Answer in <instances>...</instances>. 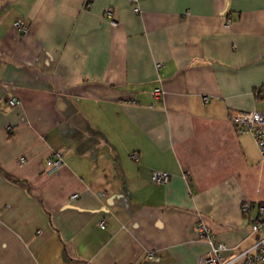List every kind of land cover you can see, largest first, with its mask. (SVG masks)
<instances>
[{
    "label": "crops",
    "instance_id": "obj_1",
    "mask_svg": "<svg viewBox=\"0 0 264 264\" xmlns=\"http://www.w3.org/2000/svg\"><path fill=\"white\" fill-rule=\"evenodd\" d=\"M138 4L0 0V264H199L201 225L228 261L264 236V158L231 120L264 110V0Z\"/></svg>",
    "mask_w": 264,
    "mask_h": 264
},
{
    "label": "built area",
    "instance_id": "obj_2",
    "mask_svg": "<svg viewBox=\"0 0 264 264\" xmlns=\"http://www.w3.org/2000/svg\"><path fill=\"white\" fill-rule=\"evenodd\" d=\"M137 7L136 12H140L138 0H135ZM91 5L88 4V7ZM105 16L110 19L113 23L115 19V13L113 9H107ZM16 28L19 29L23 34L28 33V27L24 21H18L15 24ZM163 64L157 65L158 69H161ZM258 95L264 96V86L257 91ZM154 98L160 99L163 96L162 89H156L153 92ZM8 104L12 107H16L21 102L13 95L8 97ZM231 120L239 133H251L259 147L262 157L264 158V110L255 111H233L231 114ZM8 129H11L9 127ZM133 160H138L137 154L132 155ZM19 162L23 163L24 159H19ZM64 166L63 153L58 152L47 161V170L49 173H54ZM172 175L167 172H155L152 176V180L157 185H165L171 180ZM79 195H74L73 199H77ZM257 214L253 217L251 228L253 233L262 234L264 233V204H258L256 206ZM254 211V206L250 202L242 204V213L244 215H250ZM106 223H101V228H105ZM201 235L207 238L211 243L210 252L200 259L199 264H231L234 261L242 260L244 264H259L264 263V236H261L257 243L249 250L238 254L231 260L226 261L225 254L229 248L225 243L214 241V236L210 229L206 225L200 226ZM152 257V255H151Z\"/></svg>",
    "mask_w": 264,
    "mask_h": 264
}]
</instances>
